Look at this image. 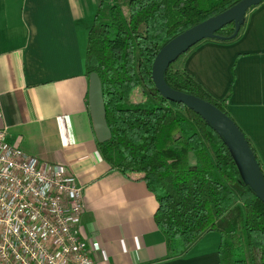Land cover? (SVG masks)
<instances>
[{"label":"crops","instance_id":"1","mask_svg":"<svg viewBox=\"0 0 264 264\" xmlns=\"http://www.w3.org/2000/svg\"><path fill=\"white\" fill-rule=\"evenodd\" d=\"M99 2L0 0V129L6 128L11 144L76 176L83 187L81 234L95 264H218L215 231L168 258L154 219V194L110 169L100 153L85 74ZM173 68L186 71L215 99L229 94L226 109L264 173V1L248 10L235 39H204ZM188 159L196 163L193 153Z\"/></svg>","mask_w":264,"mask_h":264},{"label":"trees","instance_id":"2","mask_svg":"<svg viewBox=\"0 0 264 264\" xmlns=\"http://www.w3.org/2000/svg\"><path fill=\"white\" fill-rule=\"evenodd\" d=\"M239 1L100 0L88 33L85 74L96 72L100 78L111 132L97 146L110 169L143 182L154 194V219L168 258L185 253L204 232L215 231L220 236L218 264H264V203L244 179L237 202L231 187L241 174L232 147L214 124L163 98L151 76L153 60L166 42ZM243 25L244 19L232 37L230 23L215 39L233 40ZM174 63L164 73L169 87L210 102L234 120L226 109L229 94L213 98ZM135 91L141 100L132 99ZM189 153L196 158L194 165Z\"/></svg>","mask_w":264,"mask_h":264},{"label":"built area","instance_id":"3","mask_svg":"<svg viewBox=\"0 0 264 264\" xmlns=\"http://www.w3.org/2000/svg\"><path fill=\"white\" fill-rule=\"evenodd\" d=\"M83 187L0 129V264H95L81 234Z\"/></svg>","mask_w":264,"mask_h":264},{"label":"water","instance_id":"4","mask_svg":"<svg viewBox=\"0 0 264 264\" xmlns=\"http://www.w3.org/2000/svg\"><path fill=\"white\" fill-rule=\"evenodd\" d=\"M263 1L241 0L227 10L186 29L170 39L157 52L152 63L151 76L156 90L163 98L185 105L217 127L236 155L244 175L245 184L264 203V173L243 132L234 120L210 102L172 89L164 80V73L170 64L176 62L181 55L200 41L217 38L216 32L224 26L234 23L232 37L236 36L248 10ZM88 105L97 142L108 141L111 138V132L105 119L101 81L96 72L89 75Z\"/></svg>","mask_w":264,"mask_h":264},{"label":"rangeland","instance_id":"5","mask_svg":"<svg viewBox=\"0 0 264 264\" xmlns=\"http://www.w3.org/2000/svg\"><path fill=\"white\" fill-rule=\"evenodd\" d=\"M143 97L141 96L140 92L139 91H135L133 96H132V99L137 101V100H141ZM235 166L236 168L238 169V171L240 172L241 176H240V182L236 183L235 185H233L231 188H232V191L237 199V202L239 203L238 201V197H239V194L242 190L241 188V182L243 181L244 177H243V173H242V170H241V167H240V164L239 162H235Z\"/></svg>","mask_w":264,"mask_h":264}]
</instances>
